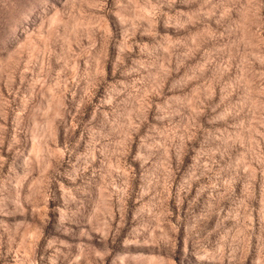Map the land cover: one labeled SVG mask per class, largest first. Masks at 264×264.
<instances>
[{
  "label": "rangeland",
  "instance_id": "374dc122",
  "mask_svg": "<svg viewBox=\"0 0 264 264\" xmlns=\"http://www.w3.org/2000/svg\"><path fill=\"white\" fill-rule=\"evenodd\" d=\"M0 264H264V0H0Z\"/></svg>",
  "mask_w": 264,
  "mask_h": 264
}]
</instances>
